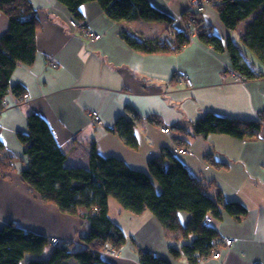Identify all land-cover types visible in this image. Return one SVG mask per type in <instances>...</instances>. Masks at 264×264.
<instances>
[{"label": "crops", "instance_id": "obj_1", "mask_svg": "<svg viewBox=\"0 0 264 264\" xmlns=\"http://www.w3.org/2000/svg\"><path fill=\"white\" fill-rule=\"evenodd\" d=\"M30 1L39 20L36 58L14 70L10 83L18 90L9 92L0 113L1 139L17 157L9 177L0 175V228L12 221L50 239L82 243L77 234L84 219L44 202L22 179L28 157L19 135L28 132V115L35 112L53 130L68 166H87L95 147L101 155L120 156L130 166L147 170L151 156L166 147L185 146L190 154L180 156L211 185V194L221 192L226 201H240L248 209L240 220L226 212L222 218L212 217L220 234L216 250L221 256H208L197 264H264V66L242 41L253 16L232 30L212 6L203 11L214 30L224 39L235 40L259 71L256 78L241 83L235 78L229 53L218 52L196 37L178 52L152 54L136 51L123 38L124 31L155 36L165 31L163 22L114 21L97 2L83 4L79 19L59 0ZM150 1L176 17L179 26H183L180 16L191 8L190 0ZM73 20L77 27L71 24ZM9 25V17L0 13V37ZM159 25L161 30L156 28ZM83 27L101 33V39L89 40ZM184 75L193 80V87L180 83ZM129 107L144 117L136 125L137 148L129 147L118 132L109 129ZM93 110L98 111L101 124L93 121ZM207 112L261 120L262 127L252 139L192 134L193 123ZM163 126L171 132L163 133ZM109 205L111 218L127 239L119 249H107L105 260L141 264L140 253L148 251L172 264H190L184 256L174 257L170 252V246L180 247L183 239L170 240L149 209L133 214L118 204L113 217L111 201ZM179 217L186 225L190 214L181 211ZM225 238L232 239V244L225 245ZM30 257L22 264H28Z\"/></svg>", "mask_w": 264, "mask_h": 264}, {"label": "trees", "instance_id": "obj_2", "mask_svg": "<svg viewBox=\"0 0 264 264\" xmlns=\"http://www.w3.org/2000/svg\"><path fill=\"white\" fill-rule=\"evenodd\" d=\"M75 17L82 19L80 8L88 2H97L114 21H158L165 31L155 36H142L124 31L123 38L141 53H172L180 51L194 37L218 52L231 57L233 71L244 79L256 78L259 71L248 61L238 43L231 37L224 39L213 28L203 11L192 6L176 17L154 6L150 0H59ZM222 22L236 29L252 17L242 34L243 43L254 52L264 66V0H210ZM0 13L10 19L8 30L0 37V113L12 87L11 76L18 64H31L36 58V31L39 20L30 0H0ZM113 127L125 143L137 148V122L144 117L134 108H128ZM149 120H155L147 117ZM262 127L261 120L239 119L207 112L198 118L190 131L206 136L223 133L235 138L252 139ZM184 130V128H183ZM19 139L28 157L21 170L22 179L46 203L56 205L62 213L84 219L78 232L82 243L59 242L53 245L47 236L24 229L10 221L0 228V264H22L27 255L28 264H113L105 260L107 249H119L126 243V234L110 216V197L133 214L149 209L161 222L172 241L183 239L180 247L170 246L174 257L184 256L190 264L212 256L219 242V231L208 217L222 218L224 212L237 220L248 212L237 200L226 201L221 192L211 194V185L193 173L182 157L172 148H164L151 156L148 169L133 168L116 155H101L93 147L87 166L65 164L66 152L58 144L53 130L39 114L28 115V132ZM17 157L11 154L1 139L0 175L9 177L16 169ZM188 212L190 219L184 225L179 217ZM48 252L47 255H44ZM141 264H172L169 259L153 252L140 253Z\"/></svg>", "mask_w": 264, "mask_h": 264}, {"label": "built area", "instance_id": "obj_3", "mask_svg": "<svg viewBox=\"0 0 264 264\" xmlns=\"http://www.w3.org/2000/svg\"><path fill=\"white\" fill-rule=\"evenodd\" d=\"M197 1L198 0H195V2H194L193 5L196 8L198 7V9L199 8H202V7H206V5H208V3L211 4V1L210 0H199L200 3H198ZM71 24L73 26H76V27L78 26L77 21H75V20H73L71 22ZM83 33H84V36L86 38H88L89 40H91V41H97V40L101 39V37H102V34L101 33H98L96 31H93V30H91L89 28H86V27H83ZM52 65L55 67L56 66V63H52ZM235 78L239 82H241V83H244V82L247 81L246 79H244L238 73H235ZM180 83L185 84L187 87H193V80L188 75H184L180 79ZM23 97L24 98H27L28 97V94H25ZM1 112H2V110H1ZM90 115L92 116V119H93V121L95 123H98V124H101L102 123V120H101V117H100L98 111L93 110V111H91ZM161 131L163 133L169 134L171 132V128L170 127H167V126H163V127H161ZM173 151H174V153H176L178 155L190 154V150L188 148H186L185 146H183V147H175V148H173ZM207 220H208V222H211L212 221V217H208ZM51 242H52L53 245H56V244H58L61 241L58 238L55 237V238H52L51 239ZM223 242H224L225 245H231L232 242H233V240L230 239V238H225ZM220 256H221V252L220 251H218V250H214L213 251L212 257H214V258H220Z\"/></svg>", "mask_w": 264, "mask_h": 264}, {"label": "rangeland", "instance_id": "obj_4", "mask_svg": "<svg viewBox=\"0 0 264 264\" xmlns=\"http://www.w3.org/2000/svg\"><path fill=\"white\" fill-rule=\"evenodd\" d=\"M194 2H195V0H190L191 7L194 6V5H193ZM197 2L200 3L199 0H198ZM210 5H211V4L208 3V5H206V7H208V6H210ZM194 7H195V6H194ZM206 7H202V8H199V9H198V7H197V9H198L199 11H204ZM156 28H157V30H161V29H160V25H159L158 27H156ZM127 114L130 115V113H127ZM133 168H135V167H133ZM139 168H140V167H139ZM137 169H138V168H137ZM141 170H143V169H141ZM110 201H111V215L114 217V215L116 214V213H115V210L117 209V205H118L119 203H118V201H117L115 198H113V196L110 197ZM59 240H60V239H59Z\"/></svg>", "mask_w": 264, "mask_h": 264}]
</instances>
